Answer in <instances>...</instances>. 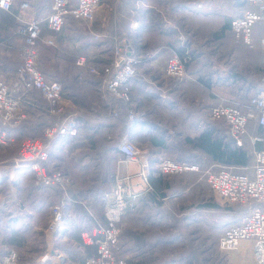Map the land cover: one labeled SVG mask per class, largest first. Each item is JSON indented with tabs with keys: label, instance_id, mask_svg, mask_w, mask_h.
Here are the masks:
<instances>
[{
	"label": "crops",
	"instance_id": "0c3cea01",
	"mask_svg": "<svg viewBox=\"0 0 264 264\" xmlns=\"http://www.w3.org/2000/svg\"><path fill=\"white\" fill-rule=\"evenodd\" d=\"M150 3H152L151 0H102L96 12V23H94L90 38L80 28L78 21L72 18L66 21L63 30L54 37V40H57L56 48H54V53L57 54L56 59L66 63L65 69L68 74L70 72L68 70L69 66L70 70L73 68L72 60L74 56L75 61L79 56L89 59L84 66H77L74 61L79 70L77 74H71L72 78H78L79 83L85 82L89 87L81 86L78 88L76 83L74 91L70 87H66L69 92L66 91L65 93L64 91L65 101L69 108H74L81 114L84 113L91 120L86 123L87 126L94 127L98 125L99 122H95L98 120L93 117L104 114L99 105L104 101L92 89L93 84L91 82L81 81L80 79L92 75L89 71L87 72L90 64L102 65L108 61L111 52L109 51L106 58L103 55L105 52L103 47L107 45L103 41L105 35L109 38H115L114 40L124 38L132 51L142 57V61L137 68V74L131 82L132 103L136 108H141L148 116L152 117L150 120L146 119L143 125H134L128 128L127 133L130 138L138 146L141 145L139 146L141 149L149 153L150 161L164 156L178 158L186 162L191 160V163H196L192 161L197 159L207 160V155L200 156L204 153L194 141L188 142L185 139L187 137L191 139L197 137L207 129L206 126L209 123L215 127L212 135L216 132L219 135L221 134V131L214 125L215 121L209 118L205 119L209 114V107L223 101L234 105L240 104L243 109L244 106L241 102L247 101L263 89L264 55L258 52H248L247 58H244V53H239V49L235 47L237 43L230 39V31L226 28L223 35L215 38L214 34L229 19L238 14V9L232 4L231 0H183L181 7L167 13L161 7L162 0H158L159 7ZM197 3L202 4V9L195 8ZM18 5L19 3L15 4L10 11H0V78L8 85H11L17 78V69L21 63L19 51L21 34L17 31L20 22L15 16L19 8ZM47 9L46 12L36 13H38V16H45L49 11V8ZM107 24H109V30L112 32L110 35L104 33V26ZM77 25L79 26L78 29ZM180 31L186 37H189L188 40L192 41V46H195V50H197V57L189 67L191 78L186 81L172 79L169 81L171 86L168 87L167 79L169 77L164 74L163 67L169 55L182 54L179 40ZM95 36L97 37L95 38ZM41 46L46 47L44 44H41ZM218 48L220 52L216 53L214 50ZM57 70L59 71H56L57 75L64 78L65 75L63 76L60 70ZM94 87L96 90V84H94ZM94 97L100 102L99 104L92 102ZM34 100L44 102V99L36 90L30 89L25 98V103L31 107L34 113L33 121L39 120L40 115L38 113L41 112L40 109H37V105L33 103ZM152 101L154 103L149 104ZM42 118L44 117L41 115V120ZM27 123L31 124L32 122ZM46 123V120H42L34 127V136H42ZM224 125L228 134L229 127L226 124ZM259 128L260 125L257 123H249L243 139L244 146L252 153L251 164L246 167V172L250 176L253 175V150L260 146L259 144H252L251 138L262 132ZM29 129L27 126L24 127L22 134H28ZM132 129L135 130L134 134H131ZM158 131L159 137L157 138ZM150 137H156L155 140H159V145L151 143L149 141ZM129 163L123 160L119 161L115 173L131 176L127 180V183L131 184V192L144 190L145 183L139 176H136L139 166L137 165V171H135L136 169L129 171ZM215 165H218V167L223 166ZM177 178L181 181V184L175 188L170 185V188L174 189L175 192H172L168 198L163 199L160 206L144 205L143 215L136 216L137 218L129 217L126 221L131 229L130 231L133 232L132 234H138L141 231L145 234L148 233L146 226L149 223L163 224V231L174 233L175 242L171 244L156 243L152 247L148 243L149 246L142 248L135 246L133 240H130L120 245L116 252L118 257H133V259H130L132 262L130 264H135L134 262L137 261L135 256L138 255L140 257H143V255H156L157 257L165 255L166 251L171 249L180 239L181 235L176 234L183 226L200 223L201 220H203V223H210L211 217L214 218L219 213L223 203L220 200L218 201L215 195L216 199L208 200V206L205 207L199 206V203H206L207 201L201 200L196 203L192 200L194 196L198 198L197 194L201 191L200 187H203L206 191L208 190L205 180L201 184V175L199 177L198 173L191 171L183 173ZM134 179L138 180L135 181ZM210 202L217 203L218 207L209 206ZM151 207L155 210L159 207L155 215L146 213ZM168 210H170V217L167 214ZM238 214L236 216L239 220L229 222L228 225L225 224V228L223 227L220 231L218 240L227 227L240 221L243 213ZM88 226V224L83 223L81 227L77 226V229H72L70 233L59 237L45 235L42 233L41 226L35 227L30 238L32 243H30V246L26 245V249L32 250L29 254L36 255L31 264H56L54 257L45 261L43 256L45 252L50 253L52 249L60 251V248L67 256L66 264H83L86 253H91L90 250L93 249L91 246L79 248L81 244L80 231L83 230L82 227H87L86 230L90 231L93 226L90 228ZM159 231L161 230L159 229ZM42 237L44 241H39V247L36 240H40ZM44 242L46 247L41 250ZM63 243L64 246L66 244L72 245L73 249H66L62 246ZM85 247H88L89 251ZM251 247V242H242L227 256H230L233 264H252ZM162 249L165 251H162Z\"/></svg>",
	"mask_w": 264,
	"mask_h": 264
},
{
	"label": "built area",
	"instance_id": "2783aa9c",
	"mask_svg": "<svg viewBox=\"0 0 264 264\" xmlns=\"http://www.w3.org/2000/svg\"><path fill=\"white\" fill-rule=\"evenodd\" d=\"M102 0H52L50 11L45 16H38L33 10L34 4L23 1L19 4L16 18L20 22L17 31L21 34L20 58L17 78L8 85L0 78V124L15 128L27 118L23 108L25 98L30 89L36 90L45 101V109L55 121L44 127L41 138L24 137L16 139L7 136L5 130L0 131V145H15L18 156L10 170L21 166L30 170L38 185L46 189L58 188L62 196L49 207L48 217L44 223L43 232L50 237L62 236L67 227L64 215L67 203V189L72 184L71 177L52 165H48L51 143L57 138L64 140L73 137L78 132V110L69 108L64 98V89L56 80L44 77L38 66V40L41 37V25L44 23L50 31L43 42L54 44L67 18H72L91 30L96 18V12ZM238 9V14L229 21L230 32L237 42H242L251 49L264 55V32L257 34L255 28L264 23V0H231ZM16 0H0V11H10ZM195 8L202 9L197 3ZM179 40L184 55L171 54L164 63V74L176 79H189L185 63L191 58L186 35L179 32ZM142 61L135 54L126 39H116L110 57L103 65L90 64L89 73L100 79L96 86L100 99L108 105H113L112 111L103 112L102 117L117 118L124 112V123L128 128L142 125L146 113L138 110L131 100V82L137 74V68ZM77 66L87 63L86 57L79 56L75 61ZM263 89L247 101L240 104H225L223 101L209 107V116L214 120L224 121L230 132V137L236 146L243 145V139L249 123L264 126V78ZM252 144L260 146L253 150V175L245 171L233 170L222 166L216 170L207 168L203 177L215 196L227 205H242L246 207L238 223L227 227L218 240V249L226 257L242 242L252 244V264H264V136L255 135ZM117 151L125 162H135L139 166L136 176H139L145 189H150L149 173L151 161L149 153L141 149L126 132L118 141ZM157 168L166 175L185 172H198L200 165L191 162H177L170 156L160 158ZM131 176L114 173L110 177L108 191L100 195L105 225H95L90 231H80L84 246H91L92 253L87 254L83 264H128L133 257H118L121 232L120 221L123 215L132 213L140 205L142 191L131 192V184L127 180ZM51 253V254H50ZM43 256V260L54 257L56 264H66L67 256L60 251L51 250ZM0 264H19V254L11 249L3 254Z\"/></svg>",
	"mask_w": 264,
	"mask_h": 264
},
{
	"label": "trees",
	"instance_id": "16d2710c",
	"mask_svg": "<svg viewBox=\"0 0 264 264\" xmlns=\"http://www.w3.org/2000/svg\"><path fill=\"white\" fill-rule=\"evenodd\" d=\"M23 1L31 2V0H23ZM23 1L19 2V0H16L15 4L17 3L20 4ZM70 2L71 4L75 3L74 0H70ZM51 4H52V0L50 1V4H49V11H50ZM68 19L70 18H67V20ZM229 21L226 22L222 26V28L218 30L216 34H214L215 38H218L219 36L223 35L225 28L230 31ZM43 26H45V28H43ZM255 31L257 34L264 32V23L258 24L257 27L255 28ZM48 33H49V30L47 29L46 25L45 24L42 25V34H41L40 39L38 40V49H39L38 66H39L40 71L42 72V74L44 75L46 79L55 80L53 77L59 76L57 75V72H56L58 70H55L52 67V65H50L49 62L47 61H49L52 58L56 59L57 54L54 53V48L52 49L49 47L41 46V44L50 46L46 43H43V40L48 35ZM109 39H111L110 40V52H111L115 38L111 37ZM188 43H189V46L191 47L190 48L191 58L185 63V67H186L188 74L190 75L191 73H189L190 71L189 67H190V64L196 58V53H195L196 48L195 46H192L191 40H189ZM244 46L249 50L248 52H258L254 49L249 48L245 44ZM42 58L44 59L42 62L45 64V67H44V64L43 65L41 64ZM86 60L88 63L89 59L86 58ZM51 70H53V72H51ZM97 79L98 81H96V86L100 81L99 78ZM172 79H176V78H171L170 80ZM186 80L187 79H180V81H186ZM33 103L37 105V109L41 110V112L38 113V115H40L39 120H35L31 124L27 123V122H31L29 120L30 118L31 119L34 118V113L31 107L27 105L26 103H24L23 108L27 112V118L23 120L19 126L15 128H11V129L0 124V131L4 129L7 136L18 137V139H21L24 137L41 138L42 136L40 137L34 136L33 134L34 127L42 120L47 121V123L44 126L50 125L55 121V119L45 109V101L39 102V101L34 100ZM101 104H102L101 110L103 112L112 111L113 105H110V104L108 105L106 102H103V103L101 102ZM225 104H229V103H225ZM231 105H234V104H231ZM41 115L42 117H44L42 118V120H41ZM208 117L210 120L215 121L214 125L221 132L224 127L226 133L224 134L221 133L219 135L216 132L215 134L212 135V131H215V127H213L212 124L209 123V125L206 126L207 129L202 131L197 137H194L193 139H191L190 137H187L185 140L188 142L194 141L196 145L199 147V149L204 153V154H200V156L202 157L203 155L204 156L207 155L208 157L206 158L209 161H211L212 164L223 165L228 168H232L233 170L245 169L244 171L246 172V167H248L251 164V159H252L251 151L247 147L244 146V143L240 147L235 145L233 140L230 138L229 129H228V134H227V129L224 125L226 123L224 121L214 120V119H211L210 116ZM93 118L95 120H98V121L94 120L95 122H99V123L97 126L90 127V126H87L86 123L90 122L91 120L87 118L84 115V113L79 114V127H78V132L75 136L66 138L64 140H61L60 138L56 137L55 139L50 141L51 151H50L49 161L47 164L52 165L53 167L57 169H61L63 172L67 173L70 177L71 175L69 174V172L65 170L64 168L62 169L61 160L59 158V153L64 148V146H66L68 143L69 144L71 143V145L68 148V151L72 155H70L68 159L63 158V160L65 161L67 160L66 161L68 164L67 168L68 169L70 168V171L72 172L74 176L73 179L71 177L72 184L67 189L68 197H67V203H66V211L64 215V222L67 227V230L65 231L63 235H65L66 233H70L72 229H77V226L81 227L83 223L88 224L89 225L88 228L95 226V225H105L103 208L100 202V195L108 191L110 177L116 172L117 163L123 160L122 156L118 153L116 147H117L119 139L128 130L124 123V119H125L124 112H121L117 118H114L111 116L102 117L101 115H95V117ZM26 126L30 128L29 129L30 133L22 134L23 129ZM259 129L262 131L259 135L264 136V126H260ZM102 130H106L107 132L101 133ZM134 131L135 130L132 129L131 134H134ZM158 133L159 131L157 132V135H156L157 138L159 137ZM110 134L112 135L110 136ZM113 135H119V136H116L114 140ZM156 137H150L149 141L151 143H154L155 145H159V140H155ZM107 144H110V145H107ZM14 149L17 150L16 147ZM75 150L77 152L73 154V151ZM106 150H111L113 152L112 157L108 158V156L106 155V152H107ZM101 154H102V158H101L102 161L100 163L103 166V170L102 169L98 170L97 167H95L98 163H95L94 165H90L89 162L92 160H98ZM173 159L177 162L183 161L178 158H173ZM159 160L160 158L151 159L152 166L150 168L151 170L148 176L150 184H151V188L144 192L140 200L141 202L140 206L137 209H135V211H133L132 213L123 215L121 217V221H120L121 232H120V237H119L120 245L126 243L127 241L133 240V243L135 244V246L143 248L144 246L146 247L149 246L148 243L150 244V247H152L156 243L171 244V243H174L176 240L174 234L163 231L164 230L163 224L149 223L148 226H146V228L148 229V233L146 234L143 233V231L138 232V234H135V233L132 234L133 232L130 231L131 229L129 225L126 224V221L129 217L137 218L136 216L143 215L144 205L151 204V205L160 206V202L163 199L168 198V196L172 192L173 193L175 192L174 189L170 188V185H172V187L175 188L181 184V181L177 178V176H180L183 173L173 174V175H166V174L160 173L157 168V164ZM187 161L191 162V160H187ZM192 162H196V163H199V165H201L200 166L201 169L196 173H198L199 177L201 175V184H202V182H204L205 180L204 177L202 176V173H203L204 168L207 167V164L205 163V160L203 159H197ZM206 185L208 186L207 183ZM37 189H40L43 192H49L47 194V197H51L50 195H52L53 193V196L56 197L55 199L56 201L54 202H57L59 198L62 196V191L58 188L46 189L39 185ZM200 190H201L200 193L197 194L198 195L197 199L199 200V202L201 200H204L205 202L206 201L207 202L199 203V206H203V207L208 206V200L212 201L210 197H208V195L212 193V195L214 196V194L209 188V186H208L207 191L204 190L203 187H200ZM98 205H100V208H101L100 212L98 211L99 210ZM236 205H238L237 207L239 208L236 211H238V213L242 212L243 213L242 215H244L246 211V207L241 206L239 204H236ZM209 206L218 207V204L210 202ZM68 209L69 210L72 209L71 211H73L74 216H75L74 220H69L70 218L68 214ZM157 209L159 210V207H157L156 210ZM156 210L151 207L146 211V213L155 215ZM169 213H170V210H168L167 214ZM170 216L171 214L168 215V217ZM81 221L83 222L81 223ZM86 228L87 227L85 228L82 227V229H86ZM5 229L7 231L9 230V233L6 234V237L3 239V241L4 243L7 244V247L9 249L0 250V260L4 253H6L7 251L11 249H14L19 254V264H31L36 255L29 254L32 250L26 249V245L30 246V242H28V237L25 234V232L20 231V229H14V230L10 229L8 228V225H5ZM159 229L162 232L159 231ZM82 247L84 248V245L82 244V240H81V244L79 248H82ZM85 248L87 251H89L88 247H85ZM175 250L176 248L168 249L165 255H162L159 257H157L156 255H149V256L143 255V257H140L138 255V256H135V258H137V261H135L134 263L135 264H147V263H150V264H184L183 263L184 258L189 257L191 259H194L193 250H191V248L188 250L187 254L184 255V257L182 255H178L177 254L178 252L174 254ZM3 251L5 252L3 253ZM90 251L92 253L93 249H91ZM87 254H89V252L86 253V256ZM167 255H171V256L168 258L164 257ZM128 263L129 264L132 263L130 259L128 260Z\"/></svg>",
	"mask_w": 264,
	"mask_h": 264
},
{
	"label": "rangeland",
	"instance_id": "374dc122",
	"mask_svg": "<svg viewBox=\"0 0 264 264\" xmlns=\"http://www.w3.org/2000/svg\"><path fill=\"white\" fill-rule=\"evenodd\" d=\"M50 1L51 0H31V2L34 3L33 10L35 11V13L36 12H40V13L46 12L48 10L47 7L49 8ZM182 1L183 0H162L161 7L165 13L172 12L173 9L175 10L182 6ZM151 2H152L150 3L151 5L159 7L158 0H151ZM94 23H96V19L92 24L91 30H88L82 24L79 25L80 28L83 31H85V34L87 35L88 38H90V35L92 34L91 32L94 29L93 28ZM174 25H177V24H174ZM79 26L77 25V29ZM109 27H110L109 24L104 26V33L110 35L112 32H110ZM178 28L181 29L179 26ZM229 36L231 40L237 43L235 47L239 49V53H244L243 57L247 58L249 50L245 46H242L241 43L237 42L231 33ZM96 37L97 36H95V38ZM186 38H187V45L190 48L189 43H188L189 37H186ZM103 41L105 44H107L103 47V49L105 50L103 55H104V58H106L109 55V51H110L109 36L105 35V37H103ZM56 42L57 40L56 41L54 40V45H50V46L45 45V46L52 48V49L56 48L55 46ZM214 51L218 53L220 52V49L218 48V49H215ZM183 53L184 51L182 50V54H179V55L183 56L184 55ZM196 57H197V54H196ZM74 58L75 56L73 57V60H72L73 68H71L70 70V66H69V69H68L70 71L69 74L67 70L65 69L66 63L59 61L57 59H50L49 61H47L46 59V61L49 62V64L52 65V67L55 70L59 69L60 72L63 74V76L65 75L64 78L61 76L53 77L54 79H56V81L58 80V82L61 83L63 87L65 86L64 88L65 93L66 91L69 92V89H66V87H70L72 91L75 90L76 86L78 88H80L81 86L89 87L87 83L85 82L79 83L78 78L75 79L71 77V74H77L79 70L74 63L75 61ZM214 59H218V58H214ZM43 60L44 59L42 58L41 59L42 65L44 64L42 62ZM44 67H45V64H44ZM87 72H88V69H87ZM171 78L172 77L167 79L168 87L171 86L170 85L171 82H169L171 81L170 80ZM80 80L91 82L93 84L92 89H94L96 93L94 84H96V81H98L97 77L93 75H87L83 79H80ZM75 83H76V86H75ZM92 99H93L92 102L94 104L100 103L97 100V98L94 97ZM153 103L154 101H152L149 104H153ZM99 105L101 106L102 104L100 103ZM140 109L141 108H139L138 110ZM140 111L145 112L142 109ZM208 116L205 119H208L209 118ZM150 118L152 117L146 114L145 120L146 119L150 120ZM29 120L33 122V118L32 119L30 118ZM106 132H107L106 130L101 131V133H106ZM27 133L29 134V131H27ZM221 133L223 134L226 133L224 128ZM111 135L112 134H110V136ZM116 136H119V135H113L114 140ZM15 138L18 139V137H15ZM70 145L71 143L70 144L68 143L66 146H64V148L59 153V158L61 160L62 169L64 168L65 170H67L73 179L74 176L72 172L70 171V168L69 169L67 168V165H68L66 162L67 160L66 161L63 160V158L68 159V157L72 155L68 151V148ZM107 145H110V144H107ZM15 147H16L15 145H7V146L0 145V250L9 249L7 247V244L4 243L3 241V239L6 237V234L9 233V230L7 231L5 229V225H8V228L10 229H13V230L20 229V231L25 232V234L28 237L29 242H30L31 235L35 227L41 226L42 233H44L43 227H44L46 218L48 217L49 207L52 204V202L55 203L54 201H56L55 200L56 197L53 196V193L52 195H50L51 197H47V194L49 192H43L42 190L37 189L39 185L36 183L34 179V175L32 174L30 170L26 169L25 167H21V166L15 167L13 170H10L11 166L15 163V159L18 156L17 150L14 149ZM106 151H107L106 155L108 156V158L112 157L113 152L111 150H106ZM76 152H77L76 150L73 151V154ZM102 154L100 155V158L98 160H92L89 162L90 165H94L95 163H98L95 166L97 167L98 170L99 169L103 170V166L100 163L102 161L101 160ZM205 163L208 166L207 168H212V169L220 168L218 167V165L216 166L215 164H212V162L209 161L208 159L205 160ZM137 165L138 164L135 162H130L129 171H134L135 169H136L135 171H137ZM239 170L244 171L245 169H239ZM134 180L136 181L138 179H134ZM208 197H210L211 200L216 199V197H214L212 193L208 195ZM192 200L196 203H199V200L195 196L192 198ZM217 200L219 201V199ZM237 206L238 205L222 204L221 209L219 210V213H217L214 218L211 217L210 223H203L202 222L203 220H201L200 223H194L189 226H183L182 229L178 230V233L176 234V235H181L180 239L177 240V242L172 246V248H176L174 254L178 252L177 253L178 255H182L184 257V255H186L188 250L191 248V250H193L194 259H191L189 257L184 258V261H183L184 264H198V263L200 264H233L230 256L229 257L226 256L228 257L226 258L224 257V254H222L219 251L218 246H217V240H218V236L220 234L221 229L224 226L228 225L229 222L231 223L234 221L236 222V220L238 219V216H236L238 214V211L236 210H238L239 208ZM69 209H68V214L70 218L69 220H74L75 219L74 213L73 211H71L72 209L71 210ZM98 209H99L98 211L100 212L101 211L100 205H98ZM166 232L173 233L170 231H166ZM55 237H59V236H55ZM39 241H44V238L42 237L40 238V240H36V243L38 246L40 245ZM44 244L41 250L46 247V244L45 245ZM62 246H64V243L62 244ZM64 247L68 250L73 249L72 245L70 244H66ZM162 251H165V250L162 249ZM4 252L5 251H3V253ZM60 252H62L61 248H60ZM44 254H46V252ZM170 256L171 255H167L164 257L168 258Z\"/></svg>",
	"mask_w": 264,
	"mask_h": 264
}]
</instances>
